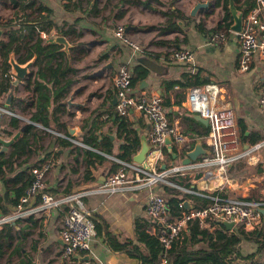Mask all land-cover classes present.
<instances>
[{
	"label": "crops",
	"instance_id": "obj_1",
	"mask_svg": "<svg viewBox=\"0 0 264 264\" xmlns=\"http://www.w3.org/2000/svg\"><path fill=\"white\" fill-rule=\"evenodd\" d=\"M43 1L53 8V16L60 24H63L64 20L69 21L75 17H81L79 23L74 25L75 31L81 32V37L77 41L70 42V50L66 52L67 57H70L71 52L75 53L76 59H68L76 72L69 73L65 77V81L70 80V84L67 85L63 80L60 85L52 87L48 85L45 87L46 89L42 90L50 98L53 97V90L61 85H66L67 90L65 97L60 99V111H55V106L51 101L46 103L48 107L40 106L41 110L46 109L48 112V126L43 124L37 110L38 94L27 84L26 79L29 75L18 80L16 84H13L12 81L9 85L10 90L3 98L4 104H0V108H4L0 115V137L5 140L10 139L27 121L30 122L28 126L31 129L27 133L29 146H26L22 152L18 150L13 154L12 145L23 136L27 127L5 150L1 151L2 146L0 145V153L8 158L4 165L6 173L0 175V194L2 196L0 202L6 210L5 212L0 209V216L21 212L18 205L11 204V199L15 195L12 184L5 183L2 178L21 172L25 180L30 167L44 159L52 161L45 178L46 190L55 195L93 188L97 183L102 182L108 174L114 173L111 171L114 160L108 155L115 156L117 154L122 139L117 135L116 115L120 114L115 110L116 97L111 78L121 66H127L132 70L134 66L141 64L148 69V74L143 79L145 81L143 88H139L141 81L132 92L158 95L166 108L168 120L179 125L184 134L183 112L184 110L189 111L185 105L189 86L181 85L178 82L169 86V83L171 81H194L199 78L205 79L208 83L223 85V91L219 97L220 103L235 112L239 135L238 121H242L246 126L247 133L255 130L264 136V109L259 103L263 63L258 52H255L250 59L249 69L242 71L238 68V37L235 33L230 32L226 39L220 43L213 44L207 40L213 33L210 29L215 28L214 25L222 21L223 10L220 7H216L214 12L207 16L205 14L210 11L209 7L199 9L194 16H191L193 5L197 1L204 0H174V6L181 10L185 17H194L195 22L202 19L206 32L199 31L194 27V22H188L185 19L184 24L181 21L179 23L183 32L165 31L160 33L158 29L148 28L149 25L161 23L164 20L160 10H164L165 7L156 4L157 2L148 1V7L145 4L128 5L127 0H111L112 3L108 11L102 16V7L98 0L97 2L91 0L88 6H82L79 10L73 9L72 11L63 7L65 0ZM210 1L213 5V0ZM4 2V0H0V8ZM95 3H97L96 6H94ZM218 9L222 11L220 19L216 21L212 18ZM24 14V11L19 12L21 16ZM12 18H14L12 22L8 21ZM12 18L4 20L0 16V40L6 38L5 22L8 21V24L18 22L14 13ZM127 23L140 26L141 29H131L126 32L128 42H125L115 36L114 29L118 25L125 26ZM53 34L52 30L49 37L55 36ZM41 36L48 38L43 32ZM174 39L177 40V43H163V41ZM78 42H82V44L77 46ZM132 44L139 45L141 51L134 50ZM172 48L191 50L193 61L181 62L170 58L169 51ZM15 59L17 60V55H15ZM34 70L35 66H32L30 72L32 73ZM46 80L49 81V77ZM10 92L12 96L9 104H6L5 100ZM189 112L193 117L194 113ZM33 116L38 117V120H33ZM121 116H126L131 123V128L136 130L140 136L145 134L149 144V123L145 116L135 110H129ZM11 119L16 120L20 127L13 126L10 122ZM62 135L71 136L75 141ZM82 136H92L95 145L83 143ZM192 137L193 139L187 144L189 151L193 148L195 141L200 139L197 136ZM240 140L244 149L253 147V145L245 143L241 135ZM109 143L112 154H107L104 149V146ZM139 148L135 150V153ZM85 150L103 157L102 160L97 161L93 157H88L96 162L94 166H90V172L87 175L85 174ZM263 153L264 146L253 151V155L242 166L236 165L238 171L243 175L241 181L232 177V166L227 186L224 173L216 168L214 179L210 182L208 180V184L203 183L202 188L205 190L218 189V185L223 184V189L227 190L229 186H239L242 196L249 199H264ZM252 156L258 158L255 164L252 161L254 159ZM163 186L158 184L151 188L116 191L110 194H88L83 198L84 205L91 212V217L100 222L104 231L106 227L120 241L125 239L136 241L138 237L137 222L145 224L146 231L150 234H156L155 231L159 226L146 217L144 206L150 193L164 194ZM254 188L257 190V197H250ZM37 201L38 197L31 198L29 202L25 203V209L33 206ZM189 203L191 204V200ZM63 209L64 206L49 209L41 215L20 216L0 228V264H138L137 260L129 258L126 250H112L103 234H95L90 252H79L71 259L64 258L62 256L63 241L60 237ZM260 228L261 225L258 231ZM213 229L214 226H209V230ZM258 235L253 237L256 238ZM249 242H251L250 245H244ZM199 246L204 245L200 244ZM243 246H246L247 251L243 249ZM240 248L243 253L252 252L256 248L255 241H242ZM86 256L89 257V260L85 259Z\"/></svg>",
	"mask_w": 264,
	"mask_h": 264
},
{
	"label": "built area",
	"instance_id": "obj_2",
	"mask_svg": "<svg viewBox=\"0 0 264 264\" xmlns=\"http://www.w3.org/2000/svg\"><path fill=\"white\" fill-rule=\"evenodd\" d=\"M114 34L128 42L123 25L116 26ZM235 34L238 37V68L242 71L248 70L250 59L255 52H258L263 63L259 103L264 109V0H256L254 8L244 17L242 31ZM225 39V31L217 30L207 40L209 43L216 44ZM131 46L137 52L141 51L139 45ZM169 57L181 62H191L193 52L185 48H172L169 51ZM131 78L132 73L127 66H121L111 78L116 97L115 110L120 115L126 114L129 110H135L147 119L151 148L143 162L136 163L108 155L118 163L117 171L108 174L93 188L55 195L46 190L45 178L52 161L44 159L31 168L29 186L25 194L20 197L17 206L21 212L0 216V228L20 216L41 215L49 209L64 206L60 228V237L63 241L62 256L71 259L79 252H90L95 236L91 212L84 205L85 196L94 193L110 194L116 191L151 188L162 184L174 192L204 197L210 202L206 207L183 209L179 216H173L162 194L148 195L144 212L146 217L154 221L156 225L161 224L155 233L164 249H168L174 240L180 239L188 222L193 220H197L202 227H209L211 222H214L216 226L224 221H232L234 225L229 229L230 231L242 228L253 236H257L259 226L264 223L263 215L257 208H264V199H249L242 196L239 186H229L227 190L223 189V184L218 185V189H206L208 191L202 188L203 183L208 184V180L210 182L214 179L216 168L222 170L228 186L230 168L234 164L238 167L242 166L253 155V151L264 146V141H261L253 145L251 149L242 147L236 114L233 109L220 103L219 97L223 91V85L205 83L191 86L187 90L186 108L208 120L209 131L201 140L210 153L201 154L195 161L185 164L182 161L189 151L187 144L193 137L185 135L179 125L168 120L166 108L158 95L133 93ZM167 136L170 137L169 148L165 142ZM64 137L75 141L71 136ZM165 148L167 152L164 151ZM171 150L176 153L173 160L170 156ZM252 157L255 164L258 158ZM162 164H165L164 168H161ZM33 197H38V201L25 209V203ZM160 264L167 263L163 260Z\"/></svg>",
	"mask_w": 264,
	"mask_h": 264
},
{
	"label": "trees",
	"instance_id": "obj_3",
	"mask_svg": "<svg viewBox=\"0 0 264 264\" xmlns=\"http://www.w3.org/2000/svg\"><path fill=\"white\" fill-rule=\"evenodd\" d=\"M70 1L72 2V6L70 5ZM90 1H88V4ZM148 1L158 2L165 7L164 10H160V13L164 16L163 22L149 25L148 28L158 29L160 33L165 31L183 32L179 23L181 21L184 24L185 19H187L188 22H194L196 29L201 32H206L204 21L201 19L195 22L194 17H185L184 13L174 6V0H146L144 2L141 0H131L130 2L136 6L145 4L149 7ZM10 2L14 9L15 19H18V22L14 23L15 25L13 23L8 24V21L12 22L14 18L6 21V38L0 40V104H4L3 98L9 92V85L13 81L8 62L10 53L17 55V61L20 63H25L35 56V70L26 80L28 86L30 85L32 90L38 94L37 110L40 113L43 124L48 126V112L46 109L41 110L40 106L46 105L48 107L46 103L51 101L55 106V111H60V99L65 97L67 90L66 85H61L53 90L52 98L44 94L42 90L48 87V85L51 87L53 85H60L63 83V80L67 85L70 84V80L65 81V77L69 73L74 74L76 69L71 66L68 58L76 59L77 57L72 52L70 57H67V53L62 50V45L47 43L46 38H43L41 33L43 32L49 37L53 30V35H63L69 43H72V41H77L81 37V32H76L74 29V25L79 23L81 17H75L69 21L64 20L63 24H60L53 16V8L43 0H10ZM81 2V0H65L63 7L71 11L73 9L79 10L82 7ZM234 3L246 16L254 8L256 0H234ZM214 7H220L223 10V18L221 22L217 23L216 28H211L210 31L216 32L217 30H224L227 36L231 32L230 25L232 22V17L228 11V0H214L210 11L205 16L213 13ZM19 11H24L25 14L21 16L19 15ZM163 43L174 44L177 43V40L163 41ZM81 44L82 42H78L77 46ZM131 73V89L135 90L139 83L146 78L148 69L138 64L132 68ZM47 77H49V81L46 80ZM175 82L189 87L208 83L205 79L196 78L194 81H171L169 86H172ZM42 102L44 103L42 104ZM183 113V130L185 134L203 139L208 133L209 127L196 121L189 111L184 110ZM32 118L33 120H38V117L33 116ZM54 118L56 119V117ZM116 120L118 122L117 135L122 139V143L119 145L118 152L115 156L131 161L135 150L140 146V134L131 128V123L126 116L116 115ZM10 122L16 128L20 127L16 120L11 119ZM238 122L240 135L245 143L255 145L264 140V136L258 131L253 130L246 134L247 129L244 123L242 121ZM30 129L31 127L27 126L23 132V136L13 143V154L18 150L22 152L26 146H29L27 133ZM81 141L87 145H95V140H93L92 136H82ZM104 149L107 154H112L110 143L104 146ZM164 151L167 152V149L165 148ZM84 155L86 164L85 174L87 175L90 172V166H94L95 162L102 160L103 157L87 150L84 151ZM88 157H93L96 161L94 159H88ZM262 158L264 161V153ZM7 161L8 158H5L4 154L0 153V175L6 173L4 165ZM31 168L32 166L25 180L21 172L2 178L5 183L10 182L12 184V190L15 192L14 198L11 199L12 205H18L20 197L25 194L31 180ZM118 168V163L112 161L111 171L115 172ZM18 183L20 184L18 185ZM163 192L173 216H179L180 211L186 209L184 205V201L186 200H189V202L191 200L192 209H200L210 203L204 197L193 196L182 192L175 193L166 185L163 186ZM5 198L7 200V194ZM1 199L2 196L0 194V201ZM0 209L6 212L1 202ZM92 219L94 221L95 234L105 235L107 243L112 250H126L129 258L137 260L138 264H160L163 260L167 264H206L209 262L212 264H264V223L258 231V237L255 238L251 233L244 231L242 228L232 229L230 231L222 222L216 226H214V222H211L210 226H214V229L209 230V227H202L197 220H193L188 222L185 231L182 233V237L174 240L168 249H164L157 235L150 234L146 231L145 224L136 223L138 231L136 241L132 239L120 241L106 227L104 231L102 225L96 218L93 217ZM247 240H254L256 248L252 252L243 253L240 244L242 241ZM200 244L204 246H199Z\"/></svg>",
	"mask_w": 264,
	"mask_h": 264
},
{
	"label": "water",
	"instance_id": "obj_4",
	"mask_svg": "<svg viewBox=\"0 0 264 264\" xmlns=\"http://www.w3.org/2000/svg\"><path fill=\"white\" fill-rule=\"evenodd\" d=\"M211 5L210 0H204V1H197L194 5L193 8L191 10V16H194L196 14V12L199 9H206ZM228 11L232 17V22L230 25V30L232 32L235 33H240L242 31L243 28V19H244V13L242 10L238 9L234 3V0H228ZM217 24L214 25V27L216 28ZM131 29H141L140 26H137L135 24H131V23H127L124 26V32H128ZM46 42L47 43H54V44H60L62 45V50L65 52H68L69 47H70V43L68 42V40L66 39L65 36L63 35H55L52 37H48L46 38ZM35 60L36 57L33 56L31 59H29L28 61H26L25 63H19L16 59H15V54L14 53H10L9 55V65H10V70H11V74L14 77L13 80V84H16L18 80L24 79L26 78L28 75L31 74L30 72V68L32 66H34L35 64ZM145 84V81L142 80V82L139 85V88H143V85ZM12 93L10 92L5 100L6 104H9L10 99H11ZM4 110V108H0V115L2 114V111ZM193 118L196 119L197 121H200L202 124H204L205 126H208V120L204 117H202L201 115H199L198 113H194L193 114ZM30 122L27 121L25 122L20 128L19 130L12 135V137L8 140L3 139L2 137H0V145L2 146L1 151L5 150L7 148V146H9L10 144L13 143L14 140H16L19 136L20 133L28 126ZM247 133V132H246ZM165 142L168 144V148L170 147V137H166L165 138ZM150 145L148 144V140L145 134H141L140 136V148L139 150L133 155L132 160L136 163H142L143 160L146 158L147 153L150 150ZM210 150L207 149L206 147H204L203 142L201 139H197L195 141V144L193 146V148L188 151L187 155L183 158V163L188 164L192 161H195L199 155L201 154H209ZM170 156L171 159L173 160L176 156V153L174 151H170ZM171 160V163L173 162ZM165 164L161 165V168H164ZM3 187V186H2ZM4 190V187H3ZM184 205L185 208L187 210H190L192 208V205L189 203L188 200L184 201ZM257 210L264 215V208L262 207H258ZM224 225H226V227L228 229L232 228L234 223L231 222H227L224 221L223 222ZM159 226H161V224H159ZM86 260H89V257L86 256L85 257Z\"/></svg>",
	"mask_w": 264,
	"mask_h": 264
},
{
	"label": "rangeland",
	"instance_id": "obj_5",
	"mask_svg": "<svg viewBox=\"0 0 264 264\" xmlns=\"http://www.w3.org/2000/svg\"><path fill=\"white\" fill-rule=\"evenodd\" d=\"M4 4L2 5V7L0 8V16L4 19V20H8L10 18L13 17V13L14 10H12V6L10 3V0H4ZM82 2V6H88V1L89 0H81ZM131 0H127V4L128 5H132V3L130 2ZM38 2V1H37ZM99 4L102 7V16H104L105 12L108 11L109 6L111 5L112 1L111 0H98ZM155 2V1H152ZM214 2V0H213ZM156 3V2H155ZM211 3V1H210ZM156 4H159L158 2ZM70 5L72 6V2L70 1ZM212 7V4L209 6V8ZM216 7H214L215 9ZM222 10L218 9V12L216 14H214L213 18L214 20L218 21L220 19V13ZM20 13H22V11H19ZM46 38V37H44ZM231 175L232 177L237 180V181H241L243 178V175L241 172L238 171V168L236 167V165H233L232 169H231ZM250 197H257V190L256 188L252 189L251 193H250ZM255 236V235H254ZM251 242L244 244V245H250ZM246 246H243V249H245L247 251V248H245Z\"/></svg>",
	"mask_w": 264,
	"mask_h": 264
}]
</instances>
